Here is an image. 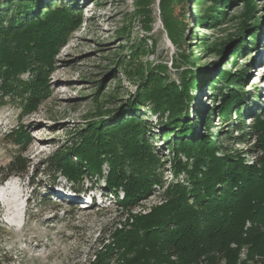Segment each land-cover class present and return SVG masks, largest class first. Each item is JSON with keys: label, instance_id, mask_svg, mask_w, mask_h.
<instances>
[{"label": "trees", "instance_id": "16d2710c", "mask_svg": "<svg viewBox=\"0 0 264 264\" xmlns=\"http://www.w3.org/2000/svg\"><path fill=\"white\" fill-rule=\"evenodd\" d=\"M213 1L226 7L244 2L246 21L235 35H243L234 47L235 64L246 52L256 53L260 20L253 14L255 1ZM204 4L201 0L200 5ZM208 19L201 21L211 24L214 16ZM83 20V8L76 1L60 5L56 0H0V103L18 98L25 111H36L50 95L49 76L56 53ZM166 24L171 36H180L184 29L179 22ZM146 28L151 29L149 24ZM178 38L174 39L176 44L183 41ZM231 40L217 45L219 56ZM180 56L190 62V56ZM252 67V62L246 64L235 75L224 69L220 81L211 88L213 94L218 93L213 95L215 99L221 101L205 120L210 128L217 115L219 125L231 128L223 130V142L214 138L220 132L195 136L191 121L183 117L188 109L185 104L193 98L191 91L200 86L203 77L193 70L185 71L179 87L156 74L166 72V67L150 69L149 65L146 73L141 63L124 69L130 82H141L137 100L129 101L131 113L127 109L119 115L106 112L109 120L105 124L99 121L79 127L69 145L45 160L47 173L54 177L51 186L60 175L75 193L82 194L104 181L103 194L112 195L126 209L124 223L115 224L95 241L89 264H264V110L254 114L250 125H246L244 114L245 86L251 78L246 68ZM25 74L28 77L21 78ZM217 83L232 86L224 89ZM147 104L166 117L167 123L162 125L166 140L175 132L172 128H178L168 143L170 168L174 178L187 177L184 183L166 187L161 205L148 214L135 215V209L152 195L154 187L164 186L168 163L156 152L151 143L155 135L149 134L148 123L138 114ZM12 134L16 144L28 146L30 137L24 127ZM237 145L247 149L240 151ZM248 157L254 160L249 163ZM29 167L23 152L15 155L0 177V186L10 178L25 176Z\"/></svg>", "mask_w": 264, "mask_h": 264}, {"label": "rangeland", "instance_id": "374dc122", "mask_svg": "<svg viewBox=\"0 0 264 264\" xmlns=\"http://www.w3.org/2000/svg\"><path fill=\"white\" fill-rule=\"evenodd\" d=\"M56 1L60 5L76 1L83 8L84 20L54 57L49 97L34 112L25 111L18 98H6L0 103V177L15 155L23 152L30 162L25 176L13 177L0 188V264H89L98 237L115 224L124 223L126 209L117 204L112 195L103 194L104 181L90 186L92 190L82 193L85 197L81 199L60 175L51 186L49 182L54 177L47 173L44 162L60 147L69 145L79 127L99 121L105 124L109 120L108 111L119 115L127 109L131 113L129 101L137 100L141 82L138 79L130 82L125 68L134 69L142 63L148 73L149 65L150 69L162 65L166 72L155 71L159 72L156 74L179 87H182L185 71L193 70L203 77L200 86L191 91L192 101L185 104L188 116L183 114L191 121L195 136L231 130L217 123V115L210 128L205 120L221 101L219 97L215 99L213 95L218 96V93L213 94L211 88L220 81L219 75L224 69L235 75L252 62V69L246 68L247 75L251 76L245 86L248 93L244 107L246 125L252 123L255 113L264 110V0H254L253 14L260 20L257 51L246 52L237 64L233 52L235 44L243 37H235L247 10L243 1H236L228 5L230 7L222 2L216 5L213 0H205L204 5H200L201 0H184L183 3L179 0ZM209 15L214 16L211 24L201 21ZM219 20L221 23L213 26ZM166 21L181 23L184 29L180 36L169 35ZM148 24L150 30L146 28ZM178 37L183 41L176 44L174 39ZM231 38L219 56L215 50L217 45ZM182 54L190 56L191 63L181 58ZM27 77L25 74L21 78ZM217 84L224 89L232 86V83ZM138 111L150 127L149 134L155 135L151 143L156 152L162 153V160L168 162L163 173L164 186L156 185L152 195L141 201L133 213L145 215L163 203L167 186L178 181L184 183L187 176L176 179L170 168L172 152L168 150V143H172L178 128L174 126L175 132L166 140L162 127L167 123L166 117L153 112L151 104L141 106ZM20 127H24L30 137L25 148L12 137V132ZM214 138L223 142L225 135ZM236 149L245 151L247 146L237 145ZM182 160L186 162L184 156ZM253 160L247 158L249 163ZM9 184L16 188L19 205L11 215L6 208L8 198L2 197Z\"/></svg>", "mask_w": 264, "mask_h": 264}, {"label": "bare ground", "instance_id": "6f19581e", "mask_svg": "<svg viewBox=\"0 0 264 264\" xmlns=\"http://www.w3.org/2000/svg\"><path fill=\"white\" fill-rule=\"evenodd\" d=\"M15 189V187H12V185L10 186L9 184L7 188H5L2 192V197L8 198V204H6L8 215L13 214L14 212H16V209L19 208L17 195L15 197Z\"/></svg>", "mask_w": 264, "mask_h": 264}, {"label": "built area", "instance_id": "2783aa9c", "mask_svg": "<svg viewBox=\"0 0 264 264\" xmlns=\"http://www.w3.org/2000/svg\"><path fill=\"white\" fill-rule=\"evenodd\" d=\"M242 259H245V251H243V253H242ZM256 264H261V263H256Z\"/></svg>", "mask_w": 264, "mask_h": 264}]
</instances>
